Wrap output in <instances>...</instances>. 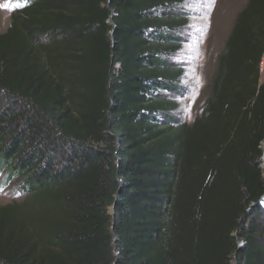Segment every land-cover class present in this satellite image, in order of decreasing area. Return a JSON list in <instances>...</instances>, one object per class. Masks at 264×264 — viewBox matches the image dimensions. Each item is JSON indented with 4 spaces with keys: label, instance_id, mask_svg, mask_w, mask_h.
<instances>
[{
    "label": "trees",
    "instance_id": "16d2710c",
    "mask_svg": "<svg viewBox=\"0 0 264 264\" xmlns=\"http://www.w3.org/2000/svg\"><path fill=\"white\" fill-rule=\"evenodd\" d=\"M187 0H20L0 33V264H264V0L192 123Z\"/></svg>",
    "mask_w": 264,
    "mask_h": 264
},
{
    "label": "rangeland",
    "instance_id": "374dc122",
    "mask_svg": "<svg viewBox=\"0 0 264 264\" xmlns=\"http://www.w3.org/2000/svg\"><path fill=\"white\" fill-rule=\"evenodd\" d=\"M19 2L20 0H0V33L9 28L11 13ZM246 3L247 0L185 2L183 7L189 14L190 21L183 31V48L174 58L185 69V73L180 82V92L172 95L179 102V121L192 123L203 112L211 93L219 56L238 13ZM4 177L0 175V207L20 204L24 200V194L13 180L6 181Z\"/></svg>",
    "mask_w": 264,
    "mask_h": 264
},
{
    "label": "water",
    "instance_id": "95a60500",
    "mask_svg": "<svg viewBox=\"0 0 264 264\" xmlns=\"http://www.w3.org/2000/svg\"><path fill=\"white\" fill-rule=\"evenodd\" d=\"M264 158V157H263Z\"/></svg>",
    "mask_w": 264,
    "mask_h": 264
}]
</instances>
